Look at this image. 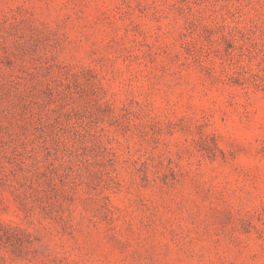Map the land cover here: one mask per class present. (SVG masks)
I'll return each instance as SVG.
<instances>
[{"label":"rangeland","instance_id":"rangeland-1","mask_svg":"<svg viewBox=\"0 0 264 264\" xmlns=\"http://www.w3.org/2000/svg\"><path fill=\"white\" fill-rule=\"evenodd\" d=\"M0 264H264V0H0Z\"/></svg>","mask_w":264,"mask_h":264}]
</instances>
